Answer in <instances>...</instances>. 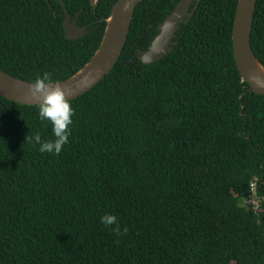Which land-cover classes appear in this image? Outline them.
Here are the masks:
<instances>
[{
    "label": "trees",
    "instance_id": "16d2710c",
    "mask_svg": "<svg viewBox=\"0 0 264 264\" xmlns=\"http://www.w3.org/2000/svg\"><path fill=\"white\" fill-rule=\"evenodd\" d=\"M116 1L62 0L86 28L71 40L59 0H0V69L33 83L69 78ZM178 1L136 6L114 67L68 101L59 154L32 139H55L39 105L0 96V264H264V96L233 57L238 0H201L172 50L143 64L137 52ZM250 45L264 66V0ZM105 214L117 223L102 224Z\"/></svg>",
    "mask_w": 264,
    "mask_h": 264
},
{
    "label": "water",
    "instance_id": "95a60500",
    "mask_svg": "<svg viewBox=\"0 0 264 264\" xmlns=\"http://www.w3.org/2000/svg\"><path fill=\"white\" fill-rule=\"evenodd\" d=\"M48 2V0H46ZM65 11L64 35L74 40L86 34L85 27H78L75 19ZM142 0H117L105 19L101 41L90 60L69 78L50 83L63 88L68 101L76 99L95 87L114 67L125 46L136 6ZM201 0H179L171 13L158 27V33L146 49L138 51L136 57L143 64L157 62L172 50L175 33L182 22L187 23ZM257 0H238L232 24V51L241 81L249 86L252 94L264 96V66L255 57L250 45V33ZM93 8L98 0H89ZM195 2L190 11L192 3ZM33 82L16 78L0 69V96L22 105H39L29 86Z\"/></svg>",
    "mask_w": 264,
    "mask_h": 264
},
{
    "label": "clouds",
    "instance_id": "9594fccd",
    "mask_svg": "<svg viewBox=\"0 0 264 264\" xmlns=\"http://www.w3.org/2000/svg\"><path fill=\"white\" fill-rule=\"evenodd\" d=\"M51 74L44 72L38 75L35 82L29 86L33 97L39 98L38 115L40 119L47 120L52 125V132L55 139L41 142L39 134L32 139L39 145V151L59 154L62 147L67 144L70 135V125L74 110L66 98L65 91L59 85L51 86ZM104 225L117 223V218L111 214H105L100 218ZM118 232L119 229L117 228ZM126 231V229H125Z\"/></svg>",
    "mask_w": 264,
    "mask_h": 264
},
{
    "label": "built area",
    "instance_id": "2783aa9c",
    "mask_svg": "<svg viewBox=\"0 0 264 264\" xmlns=\"http://www.w3.org/2000/svg\"><path fill=\"white\" fill-rule=\"evenodd\" d=\"M251 192L254 193V191L252 189H251ZM256 200H257L256 198H253V200H251V203L255 206V209L257 208V202H256Z\"/></svg>",
    "mask_w": 264,
    "mask_h": 264
}]
</instances>
